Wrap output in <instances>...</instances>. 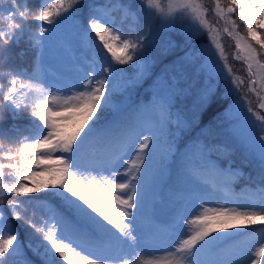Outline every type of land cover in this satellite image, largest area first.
Returning <instances> with one entry per match:
<instances>
[{
	"label": "snow or ice",
	"instance_id": "1",
	"mask_svg": "<svg viewBox=\"0 0 264 264\" xmlns=\"http://www.w3.org/2000/svg\"><path fill=\"white\" fill-rule=\"evenodd\" d=\"M136 2L139 7L129 0H102L101 3L93 0L88 4L84 0H67V3L66 0L59 3L43 0L38 9H33L29 0H8L7 8L0 7V101L3 102L0 108L8 111L12 121L28 112V128L32 130L30 135L16 140L21 135L18 126L0 127V140L17 143L14 150L10 147L3 153V159L8 162L0 163V264H9L14 257H26L25 247L41 264H133L131 255L125 257L121 253L127 249L135 252L142 242L152 241L159 232L174 235L179 231L175 222L162 229L145 206V196L156 175L147 161L160 148L159 136L119 119L98 127L110 103L115 81L123 71L116 65L136 67L145 59L147 34L139 28L142 14L164 26L182 20L189 36L206 34L210 43L201 55L215 57L212 51L215 45L219 58L225 61L218 75L226 70V75L231 77L233 69L226 62L219 42L221 30L214 26L223 20L222 31L236 39L235 59L246 65L247 78L264 90V38L258 32V29L264 30V0H227L223 5L220 0H214V7L204 0ZM82 11L83 19L78 20ZM209 16L213 17L212 21ZM30 20L39 22L35 25L36 31L32 30ZM66 20L75 24L81 43L104 55L91 58L89 67L83 69L84 76L78 77V86L73 83L67 93L58 89L60 94H56L41 79L44 37ZM238 26L246 30L244 36L236 31ZM22 43L27 47L14 52L12 46L19 47ZM27 49L33 53L31 68L15 66L14 60L22 58ZM257 75L259 80H253ZM5 80L6 85L2 82ZM161 83L169 89L173 87L171 81ZM230 83L239 91L244 81L233 78ZM252 91L257 94L259 109L264 110V96H260L256 87ZM213 95L211 88L200 90L197 107L207 111ZM172 99L171 94L161 98L162 116L170 110ZM248 113L256 115V120H251ZM77 117L81 122L68 132L66 122ZM236 119L233 135L247 155L259 163L260 182L255 188L247 189L244 203L239 202V197H233L227 185L220 189L224 203L206 206V202L197 201L191 213L180 216L183 232L172 249L162 258L146 256L143 264H262L264 227L259 229L260 243L254 251L248 239L228 243L233 229H248L249 232L240 233L247 236L255 233L254 225L264 226V115L254 113L245 95ZM3 148L0 143V150ZM167 150L170 151V146ZM166 155L167 152L162 154L161 161ZM54 156L55 165L43 163ZM120 165L122 169L118 168ZM5 169L14 183L5 182ZM82 170L89 175L95 172L100 180L85 183L77 178ZM105 171L107 176L102 174ZM45 173L51 179L43 183L47 193L44 198L31 197L25 201L10 199L7 195L41 191L36 178ZM26 180H31L32 186L24 183ZM5 199H9L10 217L4 209ZM50 199L52 203L48 202ZM33 204L47 210L46 218L37 221L29 216V206ZM13 220L38 234L41 243L25 245ZM217 232L224 235H215ZM26 264L34 262L26 261Z\"/></svg>",
	"mask_w": 264,
	"mask_h": 264
},
{
	"label": "rangeland",
	"instance_id": "2",
	"mask_svg": "<svg viewBox=\"0 0 264 264\" xmlns=\"http://www.w3.org/2000/svg\"><path fill=\"white\" fill-rule=\"evenodd\" d=\"M49 2L59 3V0H49ZM91 2L93 0H84L85 4ZM96 2L101 3L102 0ZM129 2L139 7L136 0ZM0 7L7 8L8 0H0ZM83 16L82 11L78 14V20L83 19ZM239 24L242 25V22ZM124 28L127 32L128 25L125 24ZM139 28L147 34L145 59L136 67L116 65L123 71L115 81L108 105L111 110L105 112L107 115L98 123V127L119 119L136 124L144 132L152 131L159 136L160 148L157 149V154L147 161L156 175L151 190L145 196V206L162 229L175 222L179 231L174 235L159 232L152 241L142 242L135 252L127 249L121 253L125 257L131 255L133 264H143L144 258L149 255L161 258L166 256L183 232L179 225L180 216L191 213L197 201L206 202V206L224 203L225 198L220 189L226 185L232 191L233 197H239V202L244 203L243 196L247 189L255 188L260 182V167L255 159L247 155L239 139L233 135V126L237 122L242 98L247 95L254 113L264 115V110L258 107V97L252 88L256 87L260 96H264V90L247 78V68L241 60H234L232 69L234 67L236 73H232L231 77L226 75V70L218 75V70L224 61L217 57L218 52L215 54V59L207 54L201 55L204 50L201 45L186 44L189 34L184 21L178 19L174 25L164 26L142 14ZM240 30V35L244 36L246 30L242 27ZM261 31L264 30L258 29L260 34ZM175 32L181 33L185 41L179 42ZM220 38H223L227 44L229 41L225 38L231 39L230 44L234 45L232 53L235 58L238 51L235 47V37H230L222 31ZM44 40L41 79L46 87L51 88L56 94H60L57 92L58 89L62 93H67L73 83H77L78 86V77L84 76L83 69L89 67L91 58L96 56L103 58L104 55L103 52L89 48L79 41L72 20L57 24L52 32L45 34ZM256 47L259 48L258 45ZM141 65L145 66L141 67ZM240 73L242 75H239ZM238 77H244L246 94L241 93L240 89L236 91L235 86L230 83L231 79L238 80ZM252 79L259 80V75ZM163 80L171 81L172 89L162 84ZM206 88H211L213 94H231V98L225 109L203 123L200 122L202 110L197 107V93ZM169 94L173 96L172 106L162 116L159 103L162 97H167ZM243 107L246 110L247 102ZM247 115L251 120H256V115L253 113ZM80 122L79 117L74 121L66 122V130L73 131ZM167 146H170V151L167 150ZM165 152H167L166 158L161 161V156ZM132 155L130 151L129 156ZM43 163L55 165L56 157ZM118 168L122 169V165ZM102 174L108 175L107 171ZM93 176L96 177L94 181ZM77 178L83 179L85 183L89 181L97 183L100 180V176L95 172L89 175L83 170ZM50 179L48 173L36 178V182L41 185L39 192H46L43 190V183ZM5 182L14 183V178L6 174ZM24 183L32 186L33 182L26 180ZM141 192H145L143 181H141ZM15 199L27 200L21 197ZM229 206L234 207L235 204ZM46 211L42 205L29 206V216L37 221L46 218ZM8 215L10 217V213ZM12 224L20 232L19 239L25 245L29 242L33 245L41 243L38 234L32 233L31 229L22 222L13 220ZM261 227L264 226L254 225L255 233H249L247 236L240 233L249 232L248 229H233L228 243L237 244L248 239L251 240V249L254 251L260 243ZM214 234L224 235L222 232ZM23 252L26 253V257H14L9 264H26L27 257L34 256L27 247Z\"/></svg>",
	"mask_w": 264,
	"mask_h": 264
},
{
	"label": "trees",
	"instance_id": "3",
	"mask_svg": "<svg viewBox=\"0 0 264 264\" xmlns=\"http://www.w3.org/2000/svg\"><path fill=\"white\" fill-rule=\"evenodd\" d=\"M221 4H225L227 2V0H220ZM42 0H29V4L31 5V7L33 9H38L39 6L41 5ZM204 3L206 4H211L212 7H214V0H204ZM233 18L235 19L236 17L233 16ZM208 19L210 21L213 20L212 16H209ZM30 23L33 25V31H36V27L35 25L38 23L37 21L34 20H30ZM239 23V22H238ZM214 26L218 29H220V36L222 35V29L224 27V21L220 20L219 23H214ZM237 32H239L241 34V30L240 27L238 26L236 29ZM176 36H178V41H185L184 36L181 33H175ZM219 36V38H220ZM263 36L264 38V31H261V37ZM188 44L192 43V45H202L205 49L207 47V45L210 43L209 37L204 34V35H193L188 37ZM225 40L229 41V44H227L225 41H223V38H220L219 42L221 43V45L224 48L225 51V58H226V62L228 63V65L230 67H232L233 62L235 60L234 58V45L232 46V44H230L231 39L225 38ZM187 44V43H186ZM27 46L25 44H21L19 47L13 45L12 48L14 50V52L19 53L21 52L22 49H25ZM258 48V47H257ZM212 50L213 52L216 53L215 50V45H212ZM219 54V53H218ZM219 58V55L217 56ZM216 59V55L214 57ZM224 61V60H223ZM225 62V61H224ZM14 65L15 66H22V67H28L31 68L32 63H33V53L31 51V49H27L26 54L22 57V58H16L14 60ZM233 73H236L235 68L233 67ZM239 75H242V73H240ZM238 80H243L244 81V77H238ZM5 85H6V80L2 81ZM245 83H243L240 87V92L244 93L245 91ZM228 100V96H224V97H214L212 100V104L210 106V108L207 109V111H202V121H206L208 118L212 117L213 115H215L220 109L224 108L225 104L227 103ZM0 103H3L2 101H0ZM111 107H107V109L105 110V112H110ZM105 112L103 113V115L101 116L100 121L102 120L103 117H105L107 114H105ZM28 117V112H24L22 114V118L17 120V121H12V119L10 118V115L8 113V111L6 109L0 108V127L7 129L10 125L15 124L16 126L19 127L20 131H21V135L18 136L16 138V140L22 139L23 136H27L30 134V132L32 130H30L28 128V124H29V120L27 119ZM99 121V122H100ZM98 122V123H99ZM16 140H10V139H3L0 140V143H2L4 145L3 150H0V163H7L8 161L3 159V153L5 151H7L10 147L14 150L17 147V143ZM9 170L5 169V173L7 174ZM47 195V193H43V192H36V193H26L23 195H12L10 194L9 197L10 199H15V198H19L21 197L22 199H29L31 197H35V198H44ZM48 202H52V200L50 199ZM9 203V199H5L3 200V205H4V209L6 214L7 213V205ZM36 205V204H33ZM25 233V232H24ZM22 237V236H21ZM24 238V237H23ZM28 261H32L34 262V264H41V261L34 257V256H30L28 257Z\"/></svg>",
	"mask_w": 264,
	"mask_h": 264
}]
</instances>
